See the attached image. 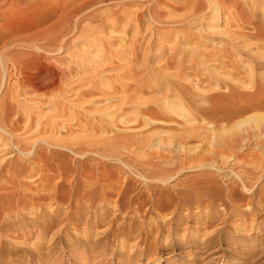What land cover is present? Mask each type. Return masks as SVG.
Masks as SVG:
<instances>
[{"label": "bare ground", "instance_id": "bare-ground-1", "mask_svg": "<svg viewBox=\"0 0 264 264\" xmlns=\"http://www.w3.org/2000/svg\"><path fill=\"white\" fill-rule=\"evenodd\" d=\"M137 1L139 3V1L142 0H60L57 3L55 1V5L51 4L49 0H0V9L7 7L9 11L12 12L16 10L18 14H23V9L29 12L34 9L28 15L25 14V16L29 17V19H27L33 23V28H40L30 36H26L23 39H21V37L17 40L14 39L16 38L14 37L12 38L13 40H9L10 42L4 44V48L8 50L10 46H16L18 45L17 43H19V46L21 45L24 48H28V50L34 51L33 53L23 54L20 51L10 52L6 55V62L0 60V76L2 82L7 84L10 78L11 80L15 79V83L12 82L14 84L6 85V88L7 86L9 87L10 92L3 98L4 101L0 102V228L8 225L13 228L19 227L20 229L21 226H25L30 229L32 226L31 224H33L35 220L40 219L39 221H41L40 223H42L43 226L41 229H37L39 235H41L39 240L45 242V239L47 240L46 236H49L46 234H48L51 227L56 226L57 217L59 215L65 214V216H63L66 217L65 220L67 222L70 221L74 226H77L79 222L84 219L86 220V224L100 227L99 225L108 220L109 216H113V219L110 218V223H112L113 221L115 222V218L125 215L134 203L139 205L138 208L142 207L145 201L143 202L141 199L146 193L140 189V186L147 185L149 188L157 189L154 190L155 193L152 194V198L148 199L149 201L147 200L150 207L153 208L152 210H164L167 207H174V211L178 212L180 218L183 216L182 212L185 211L186 214H184V216L197 224V226L206 223L212 225L214 220L219 218V216H224L221 222L223 227L214 230L210 234H205L207 236L203 234L199 236L192 235L190 238L187 237L184 239L185 245H195L196 253H193L191 258H189L194 260L195 257L201 255L202 252L209 251L214 253L217 251V249H213L214 247L212 246L215 245L218 238L222 237L220 235L223 233V230L229 226V223L235 220H244V222H246L248 219H252V223H254L255 220L253 218H256L260 220L261 225L264 224V114L257 113H264V14L259 18L255 13L246 12L242 9L240 14L238 13L239 15L236 16L235 9L239 7H237L239 4L237 0H205L207 1L206 4H209L208 7L210 5L213 6L207 7L208 9L215 8V18L219 17L218 8L220 7L225 13H229L228 15L236 26L237 29L235 28V31H222V36L225 34V36L227 35L226 37H229V48L226 50L223 49L225 52L222 55L220 54L221 50L214 52L210 49L209 50L213 52L208 54L205 52L206 48L204 51L201 49V51H199L201 53H199L197 52L199 48L195 49V47H199V45L196 46V44L193 43L196 41L195 39V41L192 42L195 46H193V49L189 48L193 51L191 52L193 55L191 54L192 57L186 60L182 55H186V51L188 52V50L186 49V51H184L185 49L181 48L182 46L189 47L191 41L188 37H181L182 34L180 33V39H174V42L176 40V44L173 49L177 51V48L179 52L172 53L168 60L161 64L157 59L154 60L148 55L150 52L148 53L147 51L151 50L148 44H146L148 47H145V44L141 45V42L140 45L138 44L139 40H141L138 37L142 34L140 31L145 28L144 26L141 29L142 23L148 21L146 23V29L142 30V32L145 31L143 34L150 28L148 23L153 25V27L157 26L158 30H162V28L167 27L166 25H168V27L170 24L176 25V21H189L190 19V21L195 20L192 25L194 26L196 25L195 23L202 21L200 20L202 19L201 16L206 17L208 9L203 13L199 10L204 7H201V0H186L185 2H183L184 0H175L176 2L172 3V5H169V1L171 0H155L157 4L161 5V7L158 5L160 9L156 7V11L147 9L144 12L138 10L134 13L129 10L127 12L122 10L123 8L125 9V7L134 5ZM255 2V6H259L264 11V0H257ZM164 5H167V8L170 6L171 10L169 11L168 8L166 11L168 10L169 12L165 10H163L165 12L161 11V8H166V6L162 7ZM38 6L41 7L42 10L38 9ZM104 6H109L110 8L108 7L109 9L102 14L96 12L99 8ZM42 7H44V9ZM129 7L127 9H130ZM179 8L185 9L184 11L182 10L183 13L181 12V16L178 14L181 19L177 20V18L179 19L178 15V17L175 16L176 19L172 18L175 14L174 10ZM198 10L201 13H198ZM3 11H5V9ZM186 11L189 12L186 13ZM5 12H7V10ZM177 12L176 10V13ZM13 13H15V11ZM182 14L188 15L187 17H183ZM85 18H89V20L98 18L99 21L102 22L103 27H101L100 30L98 29L99 27H97L83 31L85 33H91L92 31L94 34L96 32L104 33L105 30L103 29L107 25V22L112 21L118 24L124 23L122 24L123 28L120 29L124 35L126 26L128 27V22L133 19L136 22L135 26H133L134 24H129V29L135 33L131 40V47L129 49L127 48L124 52L121 51L122 53L119 57L122 58L117 57L119 60L122 59L119 61L120 66L116 64L113 58L108 59L107 56V59L105 58L104 60L97 61L94 63L96 66L95 69L92 70V74L89 78L81 80V77L79 78L77 86L79 85L80 88L78 87L77 90H74V93L77 94L81 103L84 101L86 102L88 99L94 97L97 91L100 93L102 90L100 86H102L103 82L105 84L109 73L113 72L114 74V72L123 71L122 74L119 72L121 75L116 76L118 79L120 77L124 80H132L137 74L147 73L149 75L148 77L146 76L148 78V83L142 85L141 88L144 89L143 87H145L153 92L163 93L161 97L149 98V101L146 103H154L152 106H147L146 103L144 104V102H142L147 107H150L148 109L146 108V113H148L150 118H144L145 121L143 122L145 126L143 128L150 126L151 129L149 130L158 131L157 136H160L155 139V147L157 146L159 150L153 147V149H156L153 156L149 157L143 154V160L137 159L138 151L144 148H147L149 151L153 146L154 141L149 142L148 140L151 138L153 139L152 134H154V132H149L152 136H148L150 138H146L148 135L147 132L146 136L143 135L145 131L141 132L143 129L140 127L130 130L131 133L127 132L129 131L127 129V131L123 130L124 132H117L118 130L115 131L114 129L115 125L107 118V116H109L107 115V110L111 107H116V103L119 107H126L127 105L137 102V98L133 93H129L130 90L137 91L133 90L132 81H130L131 83L122 82L121 89L117 87L119 90H113L114 93H112V96H117L116 99L109 95V97H107V94L104 95L107 93L106 89L104 90L105 93L101 91V95L106 96L108 99L112 97V99L117 101L114 103V100H111L112 102L109 103L107 99V105L102 107L108 108L98 107L96 106L97 102H91L89 100L90 103H88L91 104L90 108L94 109L95 112L98 114H102L101 112L105 113V111L107 112L105 118L108 120L105 119L107 122L104 120L105 124H102V122L99 124L98 121L94 123L92 120L93 118L91 119L89 115H86L88 110L85 114L80 112L70 113L71 111L68 112L67 108L64 106V108L50 107L51 111H54V114H46L44 118L40 113L42 107L36 112L34 109L27 107H24L25 109L13 107L14 105L11 99L17 97L19 93H22V96L23 94L32 93H37L36 95L42 93L46 96L56 90L61 91V93L65 91L63 86L66 84L64 85V82L67 83V81L70 80L69 69L63 66L53 65L48 60L54 53L63 51L65 47H67L71 32L79 28L82 20H85ZM198 18L199 20L197 21ZM52 20L55 21L51 23ZM48 23L51 24L47 26ZM189 23L188 25H191L192 22ZM183 25L185 26L184 23ZM43 26L45 27L42 28ZM246 29H249V31L246 32ZM158 30L155 34H158ZM175 34L177 35L179 33ZM1 35L4 36L3 33ZM151 35H153L152 32ZM141 36L144 38L143 35ZM177 36L179 38V35ZM151 37L152 36H149V38ZM149 38H147V41ZM161 38L165 39L167 36L163 34ZM251 40L254 41L251 43ZM147 41L146 43H149ZM99 42L100 44L102 43L98 40L97 44H99ZM180 45L181 48H179ZM143 46L145 48H143ZM206 51H208V49ZM189 52L188 54H190ZM239 57L243 58L239 59ZM251 61L254 64L248 63ZM9 62L12 64L11 66L8 65ZM212 63H217L218 65L212 68ZM138 68L140 70H138ZM171 68H177L176 74L166 72ZM218 68L220 70H218ZM200 70L207 72V74H203V76L200 75L204 77L203 79L199 77ZM216 70L225 72L226 76L221 75V73H216L214 75L213 72ZM191 73L197 74V77L200 79L196 81L199 83L202 82L203 84L204 80H208L209 83L212 82L211 85H213V88L208 87L209 89L205 90L202 85L194 81L195 79L189 78V74ZM110 77H112L111 74L109 78ZM137 78H139V76ZM141 78L143 79L144 76ZM74 83L71 84V86L75 85ZM95 84L100 87V91L97 90L95 92V87L97 86ZM106 84L108 85V83ZM139 84H141V82ZM113 85L109 84L107 88H111L110 86ZM169 85L175 88L172 89L170 88L172 86L169 87ZM206 85L208 86V84ZM103 87L106 88V86ZM68 92L70 93L71 91L68 90ZM98 92L97 94H99ZM143 92L144 90L142 91L140 89L135 93L136 96L142 98L141 94ZM138 102L140 101L138 100ZM143 104H141V106H143ZM151 107H158L159 109L155 108V110ZM169 107H171V110L173 109L172 107H184V111H182V113L180 112V114H182L181 117L185 118V121H183V123L172 124L173 118H171L170 114L172 115L173 111H171V113L167 112ZM192 107H197V112H189ZM194 109L195 108L192 110L194 111ZM39 113L40 115H38ZM250 113L257 114L249 118L247 116ZM35 115L38 116L35 117ZM65 116H70L72 120L69 121V118L68 121L66 118L64 121L57 120H62ZM109 117H111V115ZM154 118H159V120L161 118L162 121L160 120L161 122L158 123L159 121L157 120L158 122H156ZM20 131H24V134L21 136L19 134ZM99 132L106 133L108 136L98 137ZM48 134H51V137L40 138L42 139L40 141L34 140V138L45 135L48 136ZM58 134L59 136L54 137ZM97 134L98 136H96ZM102 136H104V134ZM251 140L256 141L252 152H250V147L252 146L249 143ZM193 141H199L203 146L197 149L194 148V146L193 148L189 147L188 145ZM251 144H253V142ZM10 148H13V151L16 150L20 154L19 158L22 157L20 161L14 160L15 156L9 154L11 153ZM123 150L128 152L129 157L132 158L124 163ZM6 155H10V157L4 158ZM73 156H76L77 160L85 162H89L90 160L96 161V158L102 159L107 162V167L114 166L113 161L115 162V160L118 161V163H123L125 168L130 171L127 176L129 182L124 186H118V184H116L118 180H116L115 177L119 174L116 175L114 171L108 168L104 171L103 169L100 171L99 169H92L93 167L91 166V168L87 170L82 168V172H78L81 169L70 170L68 159ZM134 156L136 158H134ZM228 160H237L238 162L244 160L245 163L248 162L249 164H251V161H256L257 165L259 163V168L256 166L258 169L256 172L248 168H245L246 170L240 174L235 173L234 170L228 172L223 168L230 162ZM210 161H213L212 163L214 164L209 165V163H211ZM216 163H219V165ZM242 163L244 162L242 161ZM244 165L245 164H243V167ZM196 168H198V170L201 168L204 171H210L209 168L213 170L209 174L200 169L202 171L201 175L198 176L197 174L190 178H183V176H181L183 174H181V172L185 170H194ZM37 169L40 170L36 171ZM48 171H55L56 178L62 179L64 183L56 184L50 190L46 187V189L42 191H37L36 195H29L23 188L25 180L32 179L31 177L33 175L42 174V172L46 174ZM69 178L74 179V181ZM68 179L70 180L69 183H73L67 185ZM88 180H93L94 182L89 183ZM174 181H179V184L172 185L171 183ZM170 187L176 188L175 191L177 193L169 194L168 188ZM180 187L181 189H177ZM240 187L245 188L247 194L257 196V201L250 200L243 202L239 198ZM138 190L142 192L141 196H138ZM165 199H167V202L164 201ZM47 200H50V203H57L58 206L67 203L68 208L75 211L69 212V210L67 211L65 209L66 212H63V209L57 207L56 209H51V211L47 213L45 211L39 212L40 209H32L27 219L24 212L28 211L29 207L37 206ZM113 201L114 203L111 204ZM217 202H221V206L223 205L225 207L222 212L219 210ZM206 209L209 210L206 211ZM65 220H63V222ZM199 227H196V229L200 230L201 228ZM241 231L243 232L244 229L239 228V232ZM23 232L25 233V231ZM28 233L30 234V232ZM28 233H22L24 235L23 237L26 235L30 236ZM55 236L56 235H53L51 239H54ZM111 237L112 235H108L109 239H111ZM81 241L82 240L79 241V244H81ZM98 244H100V242L97 241L94 243V246ZM197 245H201L200 248ZM257 253H252V255L249 254L248 258L253 260Z\"/></svg>", "mask_w": 264, "mask_h": 264}, {"label": "rangeland", "instance_id": "rangeland-1", "mask_svg": "<svg viewBox=\"0 0 264 264\" xmlns=\"http://www.w3.org/2000/svg\"><path fill=\"white\" fill-rule=\"evenodd\" d=\"M50 1L51 0H49V2ZM55 1L57 3L60 0H53L50 3L55 5ZM176 1H178V0H176ZM176 1L175 0H174V2H173V0L169 1V5H172V3H175ZM185 1L186 0H184L183 2H185ZM255 1H257V0H237V2L239 3L237 5V7L238 6L239 7L237 9H235L236 13L234 12V10H233V12L235 13L236 16H238L243 9L246 12H253L259 18H261L262 15L264 14V11L259 6H255V4H256ZM206 2L207 1H205V0H203V1L201 0V7L204 6L203 7L204 9L202 8L199 10L202 11V13L206 12V10L209 7H213L211 5L208 7L209 4L208 3L206 4ZM158 5L159 4H157L155 2V0H142V1H139V3H138V1L135 2L134 5H132L134 7H132L130 5V7L128 6L130 9H127L128 7H125V9L123 8L122 10L124 12H127L129 10L130 12L132 11L134 13H135V11H138V10L141 12H144L147 9H151L152 11L153 10L156 11L157 10L156 7H158V9H160V7H161V5H159L160 7ZM165 6H166V8H164V9L161 8L162 9L161 11H163V10L166 11V9H168V8H169L168 9L169 11L171 10L170 6H168V8H167V5H164L162 7H165ZM21 7H23V6H21ZM108 7L109 6L101 7L96 12H98L99 14H102L103 12H106L110 8V7L109 8ZM42 8L44 9V7H42ZM4 9H5V11L7 10L8 13L3 11ZM38 9L42 10L41 7H39V6H38ZM211 9L207 10L206 17L201 16L202 19H200V20H202V21H199L201 24L198 22V23H195L196 25H194V26H192V25L195 22V20L190 21V19H189V21H187L186 18H185L186 21L181 20L185 24V26L183 25V23L181 21H176V25L170 24L169 27H168V25H166L167 27L162 28V30H158L157 26L153 27V25H150V23H148L149 25L148 24L147 25L150 26V28H148V26H147L148 29L146 30V33H144L145 34L144 35L143 32H145V31L142 32V30L146 29V23L148 21H146V23L143 22L141 29L144 26H145V28H143L141 31L139 29V31H140V33H142L141 35H143L144 38L141 35H139L141 38L140 37H138V38L141 39L142 41L139 40L138 44L140 45V42H141V45L145 44L144 45L145 47L150 46L151 50L149 49L150 51H147L148 53L149 52L150 53L149 54L147 53V54L152 59H154V60L157 59L158 62H160L161 64L164 63L165 61H167L168 58L172 55V53L174 54L176 52H179V50L177 48H176L177 51H175L173 49L175 48L176 40L180 39V33L182 34L181 37H183V36L188 37V39L191 41V44L189 45V47L188 46H182V48H181V45L179 46V48L185 49L184 51H186V49H187L189 52V50H190V52H189L190 54H188V52L186 51L187 54L182 55L183 58H185L186 60H189L192 57L193 54L191 52H193V51L189 48L193 49V46H195V44H196V46L199 45V47L198 46L195 47V49L196 48L200 49V50L198 49V51L196 50L197 52L201 51V49H203V51H204L206 48V50L208 49V51L205 50V52L208 54L213 52V51L217 52V50H221L220 54L222 55L225 52L223 49L226 50L229 48V46H228L229 37H226L227 35L225 36V34H224V36H222V34H223L222 31H224V30L235 31L236 26L234 25V22L231 20V17L228 15L229 13H225L224 10H221V8L219 7L218 8L219 17L215 18L214 17L215 8H211ZM168 10L166 12H169ZM176 10L178 11L177 13H176ZM176 10H174L176 15L174 14L172 18H175V16H177L178 14L181 16L182 10L184 11L185 9L179 8ZM199 10H198V13L200 12ZM0 11H1L0 12V36H1L0 37V50H1L0 60L2 62H6V60H7L6 55L9 54L10 52L20 51L23 54L33 53L34 51L32 52V50H28V48H24L21 45L19 46V43H17L18 45H16V46H14V45L10 46V48H8V50H6L4 48V44L13 40L12 38L16 37L14 39L17 40V39H20L22 37L21 39H23L26 36H30L33 32L38 31L40 29V28H38V29L33 28L32 27L33 23H31V21L28 20L29 17L25 16V14L28 15L32 11L29 12L28 10L25 11L23 9L24 13L18 14V12L16 10H14L15 13H13L14 11H12V12L9 11V9L7 7L0 9ZM165 11H163V12H165ZM188 12L186 11V13H188ZM2 13L4 14V16ZM187 15L182 14L183 17H187ZM13 16H15V17H13ZM180 16H179V19L177 18V20L181 19ZM22 17H24V18H22ZM198 20H199V18L197 19V21ZM203 20H204V22H203ZM54 21L55 20H52L51 23ZM111 22L112 21L107 22V25L105 26L106 28L104 27V29H103V30H105L104 33L103 32L102 33L96 32L94 34L92 31H91V33L90 32L85 33L83 31L94 29L97 27H99L98 29L100 30V28L103 27L102 22H100L98 18L91 19V20H89V18H85V20L83 19L79 28H76L73 30V32H71V34L69 36V40H68L69 44L67 45V47H65V49L63 51L56 52L53 54V56L49 57L48 61L51 62L53 65L63 66L65 68L69 69L70 80L67 81V83L64 82V85L66 84L65 86H63L65 91H63L61 93V91L56 90L57 93H56V91H53V93L51 92L46 96L43 95L42 93H38V95H36L37 93L23 94V96H22V93H19V95H17V97H15V98H13V96H12L13 99H11V100L13 101V103H12L14 105L13 107H21L23 109H25L27 107V108L34 109L35 112L42 107L40 110V113H41V115H43L44 118H45L46 114L47 115L54 114V111H51L50 107H63L64 106L65 108H67L68 112L71 111L70 113L80 112V113L85 114L86 111L88 110L89 112L87 111L86 115H89V117L91 119L93 118L92 120L94 123L98 121L99 124L101 122H102V124H105L104 120L108 118L109 121H111V123L113 125H115L114 129H115V131L118 130L117 132H122L123 130L124 131L129 130L127 132L131 133L130 130L135 129L137 127L138 128L140 127L143 129V130L141 129L142 131L140 130L141 132L145 131V134L143 133L144 136L147 135L146 132L148 133L146 138H150L148 136H151L150 133L154 132V134H152L153 139L151 138L148 140L149 142L154 141L151 149L149 148L150 149L149 151L147 148L141 149V151H138V153H137L138 156L136 155L138 160L139 159L143 160V158H142L143 154L150 157V156H153V153H155L154 151L156 149L159 150L157 146L155 147V139L160 137V136H157L158 131L149 130V129H151L150 126L143 128L145 126L143 121H145V119L150 118L148 113H146V110L148 108H150L147 106L154 105V103L147 104L146 102L149 101L150 97H151V99H152V97L157 98V97H161L163 94L160 92H153L152 90L145 88V87H143L144 89L141 88L142 85H144L145 83H148L147 77L149 75L147 73H143V74H139V75L137 74V76L132 80L131 79H125L124 80L120 77L118 79L116 75H121L123 73V71H119L121 74L119 72H114V74H113V72L109 73V74L107 73L108 74L107 75L108 77L106 79L107 81H105V84L103 82L102 86H100L102 90L99 89L100 87L97 84H95L98 86V87L97 86L95 87L96 88L95 92L97 90H99V91L101 90L103 93H105L104 90L106 89L107 93H105L104 95L107 94V97H109V96H112V93H114L113 90L115 91L116 89H118L117 87H119V89H121L122 82L123 83H131L130 81H132L131 84L133 85V90H137V91L130 90L131 92L129 91L130 94L133 93V95L137 98L136 99L137 102L133 103L134 105L130 104V105H127L126 107H119V106H117V103H116L117 101L114 100V99H116L117 96H112L113 98L115 97L114 99H112V97L110 99H108L106 96L101 95V91H100V93L97 91L99 94H97V92H96L94 97L88 99V101H86V102L84 101L81 103V101H79V97L77 96V94L74 93V90H77L79 87V85L77 86V82H78L79 78L81 77L80 78V80H81V79L89 78V76H91L92 70H94L95 66H96V65H94V63H96L97 61H101L102 59L104 60L107 56L108 59L113 58L116 61V64H118L120 66L119 61L122 59L119 60L117 57H119L122 52L126 51L127 48L129 49L131 47V45H132L131 40L133 39V36L135 33L129 29V26L133 25V24H134L133 26L136 25V22L134 21V19L132 21L128 22V27L126 26V29L124 28L126 31L125 32L126 34L123 32L124 35L120 31V29L123 28L122 24H124V23H122V24L119 23L120 24L119 25L118 23H113V22L111 23ZM177 22L179 25L177 24ZM189 22H192L191 25H188V24H190ZM51 23H48L47 26H49ZM230 24H232V25H230ZM112 26H114V27H112ZM44 27L45 26H43L42 28H44ZM157 30L159 31L158 34H155L157 32ZM216 30H218V31H216ZM219 30H220V33H219ZM150 31L153 33V35H151ZM245 31L248 32L249 29L248 30L246 29ZM1 32L4 34V36L1 35L2 34ZM109 32H110V34H109ZM207 32L212 34V35L208 34ZM216 32H218L219 35ZM175 33H179V34H177V35H179V38ZM163 34L165 36H167V38L162 39L161 37L163 36ZM155 35H157V36H155ZM149 36H152V37L149 38ZM93 37H94V39H93ZM175 37H177V38H175ZM147 38H149V40H151V41H149V40L147 41ZM190 38H192V39H190ZM97 39L100 40L102 43L100 44V42H99V44H97L98 43ZM174 39H176L175 42H174ZM195 39H196V41H195ZM146 41L149 42L150 44L146 43ZM193 41H195V42H193ZM252 41H254V40H251V43H252ZM153 42H155V43H153ZM192 42L195 44H193ZM255 42H256V40H255ZM199 43H201V44H199ZM146 44H148V46ZM139 45H138V47H139ZM200 45H203V46H200ZM144 46H143V48H145ZM153 47H154V49H153ZM209 49L213 50V51H210ZM110 52H112V53H110ZM199 53H201V52H199ZM119 58H122V57H119ZM241 58H243V57H239V59H241ZM248 63L254 64L252 61L248 62ZM248 63H247V65H248ZM8 65L11 66L12 64H10V62H9ZM216 65H218V64L212 63L211 67L214 68V67H216ZM0 67H1V63H0ZM138 67H139V65H138ZM119 68H121V67H119ZM136 69H137V67H136ZM176 69L171 68V69L167 70L166 72L171 73V74L172 73L176 74V72H177ZM138 70H140V69L138 68ZM218 70H220V69L218 68ZM216 71L213 72L214 75L216 73H221V75L226 76L225 72H223V71H217L216 72ZM199 73H200L199 77L202 79L204 78V77H202L203 74H207V72H204L201 70ZM110 74L112 77L109 78ZM200 75H202V76H200ZM138 76H139V78H137ZM143 76H144V78L142 79L141 77H143ZM227 77H229V76H227ZM189 78H191V79L193 78V80L195 79L194 80L195 82H197L196 81L197 79L198 80L200 79L197 77L196 73L189 74ZM1 79L2 78L0 76V81L2 82ZM226 79H228V78H226ZM126 80H128V81H126ZM70 81H71V83H70ZM139 81L141 82V84H139L140 83ZM201 81H203V80H201ZM12 82L15 83V79L11 80V78H10L9 82L7 84H10V85L14 84ZM73 83L75 85L71 86V84H73ZM106 83H108V85L114 84L113 86H110L111 88L112 87L113 88L112 89L107 88L108 85ZM197 83H199V82H197ZM2 84H3V86H2ZM7 84H5L3 82L0 84V102H3L4 101L3 98H5L10 92L9 87L7 86V88H6ZM117 84H118V86H117ZM199 84L202 85L205 90H207L213 86V85H211L212 82L209 83L208 80H204L203 84H202V82ZM206 84H208V86ZM100 85H101V83H100ZM204 85H205V87H204ZM103 86H106V88H104ZM170 86H172V85H169V87ZM170 88L173 89L175 87L172 86ZM140 89L142 91L144 90V92L141 94L142 98L136 96V93H135V92H138ZM68 90L71 92L69 93ZM81 90H84V89H81ZM108 90H109V92H108ZM64 93H65L66 99L64 98ZM66 93H67L68 97H67ZM54 95H55V97H54ZM89 100L91 102H97L96 106H98V107L99 106L100 107L106 106L108 102L110 103L114 100L113 102L116 103V107H111L109 110H107L108 113L105 111V113L101 112L102 114H100V113L98 114L97 112L94 111V109L90 108L91 104H89L90 103ZM138 100L140 102H138ZM33 101H34V103H33ZM142 102H144V104L146 103L147 106L144 105ZM137 103L140 106H141V104H143V106L140 107L137 105ZM102 108H108V107H102ZM151 108L152 109H155V108L159 109L158 107H151ZM172 108L173 109L171 110V107H169V109L167 110V112H169V113H171V111H173L172 115L170 114L171 118H173L172 124L183 123V121H185V118L181 117L182 114H180V112L182 113V111H184V109H183L184 107H172ZM174 108H175V110H174ZM193 108H195L194 111L192 110ZM196 108L197 107L190 108L189 112H191V113L197 112ZM40 113L38 115H40ZM90 113H92V114H90ZM106 113L109 116L111 115V117L107 116V118H105ZM257 113L264 114L263 112H257ZM257 113H250L247 117L250 118L251 116H253L254 114H257ZM38 115H35V117H37ZM93 115H95L97 117H95ZM99 117H101V118H99ZM145 117H147V118H145ZM65 118L67 119V121L69 119H70L69 121L72 120V118H70V116H65L62 118V120L61 119H57V120L58 121H64V120H66ZM43 120H46V119H43ZM107 120H105V121L107 122ZM154 120L156 122L159 121L158 123H160L162 121L161 118H160L161 121L159 120V118L158 119L154 118ZM98 123H96V124H98ZM23 132L24 131L19 132L20 136L24 134ZM137 132H139V131H137ZM98 134H99V136H98ZM98 134L96 135L98 137H107L108 136L106 133H103V132H99ZM103 134H104V136H102ZM49 136L51 137V134H48V136L45 135V136H40L38 138H34V140L40 141V140H42L40 138H46ZM56 136H59V134L55 135L54 137H56ZM52 137H53V135H52ZM252 142H253V144H251ZM249 143L252 146V147H250L251 150L250 149L249 150H250V152H252L254 145L256 144V141L251 140ZM188 146L192 147V148L194 146V148L197 149V148H201L203 146V144L199 141H196V142L193 141ZM209 146H210V144H209ZM153 147L156 149H153ZM13 150H14L13 148H10L11 153H9V154H12L13 156H15L14 160L20 161L22 157L19 158L20 154L16 150L15 151H13ZM122 152L124 155L123 156V163L128 162L129 160L132 159L129 157L128 152H126L124 150ZM141 152H143V153H141ZM145 152H146V154H145ZM148 152H149V154H148ZM139 153H140V155H139ZM8 157H10V155H6V157H4V158H8ZM134 158H136V157L134 156ZM68 161H69V165H70V170L71 169H75V170L81 169L78 172H82L83 171L82 168L87 170V169L91 168V166L93 167L92 169H94V170L99 169L100 171L102 169L104 171L105 169L108 168V169H111L112 171H114L116 173V175L119 174L118 176L115 177V179L118 180L117 182L115 181L116 184H118V186H122V185L124 186L127 182H129L128 181L129 179L127 176H128V173L130 171L125 168L123 163L119 162L120 163L119 164L118 161H116V160H115V162L113 161L114 166H108V167L106 166V164H107L106 161H104L102 159L100 160L97 158H96V161L90 160L89 162H85V161L77 160V157L73 156V157H70V159H68ZM228 161H230V160H228ZM242 161L244 163H242ZM242 161L241 162H238L237 160L230 161L228 163V165H226L225 167H223V166L222 167L224 168V170H227L228 172L229 171L231 172V170H234L235 173H239V174L244 172V170H246L247 168L251 169L252 171L255 170L254 172H256L258 170L257 167L259 168V163L257 165L256 161H251L250 162L251 164L246 162L249 165H247L244 160H242ZM212 162L209 163V165L214 164ZM216 164L219 165V163H216ZM243 164H245L244 167H243ZM196 169L185 170V171L181 172V174L183 173L181 176H183V178H187V177L190 178V177L195 176L197 174H198V176L201 175V173H202L201 170H203V169H201V168H200L201 170L200 169L198 170V168H196ZM39 170L40 169H37L36 171H39ZM209 170L210 171H204V170L203 171L210 174L213 169L209 168ZM56 177L57 176H56L55 171H50V172L48 171V173H46V174H45V172H42V174L40 173L37 175H33L31 177L32 179L25 180V185L23 186V188L27 193H29V195L30 194L36 195L37 191L38 192L42 191V190L46 189V187H48L50 190L56 184H61L62 182L64 183V181H62V179L56 178ZM69 179H72V178H69ZM69 179H68L67 185L73 183V182L69 183V181H70ZM72 181H74V179H72ZM88 182L93 183L94 181L88 180ZM177 183L179 184V181H174L171 184L176 185ZM65 184H66V181H65ZM231 186H232V184H231ZM117 188H119V187H117ZM170 188H168L170 190V191L168 190L169 194H171V193L176 194L177 193L175 191L176 188H173V187H170ZM140 189H142V191L146 193L144 196L148 197V198L144 197V196L142 197L141 201H143V202L145 201V203L142 207L138 208L139 205L137 203L136 204L134 203L132 205L131 209L129 211H127L125 215H122L119 218H115V222L113 221L112 223H110V220L113 219L112 218L113 216H109L108 220H106L101 225H99L100 227L91 226L89 224H86V220H84V219L79 222L80 225L78 224L77 226H74L72 223H70V221L67 222L65 220L66 217H63V216H65V214L59 215L57 217L56 226L51 227L48 234H46L49 236H46L47 240L45 239V242H43L42 240L41 241L39 240L41 238V235H39L37 229H41V227L43 226V224L40 223L41 221H39L40 219L35 220V222H33V224H31L32 226L30 229L26 228L25 226H21L20 229H19V227L13 228V227H10L8 225H5V227H1L0 228V252H1L0 253V264H264V227H263L264 224L261 225L260 220L253 218L255 220L254 223H252V221H253L252 219H248L247 221L245 220L246 222H244V220H237V221L235 220L234 221L235 223L234 222L229 223V226H227V228H225L223 230V233L220 235L222 237L218 238L216 240L215 245L212 246V247H214L213 249H217V251H215L214 253H211L209 251L208 252H202L201 255L195 257L196 260L195 259L194 260L189 259V258H191V255L193 253H196V248L194 247L195 245L194 246L185 245L186 243L184 242V239L187 237L190 238V236H192V235L199 236V235L203 234L204 236H207L205 234H210L214 230H216L220 227H223V224L221 225V222L223 221L224 216H219V218L214 220L212 225H209V223H206V224H201V225L197 226V224H195L191 220H188L186 218V216H184V214H186L185 211L182 212L183 216L180 218L178 216V212L174 211V207H167L164 210L163 209L152 210L153 208L150 207L147 200L152 198V194L155 193L154 190H157V189L149 188L147 185H141ZM177 189H181V187L177 188ZM239 190H240L239 198L243 202H247L250 200L255 201V202L257 201V199H256L257 196L247 194V191L245 188L240 187ZM138 191H140V190H138ZM138 191H137L138 196H141L142 192L141 191L138 192ZM115 200H116V198H115ZM164 201L167 202V199H165ZM51 203H50V200H47V201H43L41 204H39L37 206L29 207L28 211L24 212V215L28 219L29 218L28 214H29L30 210H32V209H35V210L40 209L39 212L45 211V212L49 213L51 211V209H56L57 207L58 208L60 207V209H63L64 210L63 212H66V210L67 211L69 210V212L75 211V210L68 208L67 203H64L60 206H58L57 203L56 204H54V203L51 204ZM113 203H114V201L111 202V204H113ZM217 203H218L219 210L222 212L225 207L223 205L221 206V204H222L221 202H217ZM208 210L209 209H206V211H208ZM70 214H73V213H70ZM240 218L244 219L243 217H240ZM63 220H65V221L63 222ZM259 225H261L262 227ZM199 226H201V227H199ZM237 226H239V227H237ZM92 227L93 228L95 227V228L93 229ZM196 227H199L202 230L201 229L197 230ZM239 228L244 229V231L239 232ZM23 231H25V233ZM124 231H126V232H124ZM28 232H30V234ZM22 233L23 234L28 233L30 236L26 235L25 237H23L24 235ZM53 235H56V236L54 239H51V237ZM108 235H112L111 239L108 238ZM60 237H62V238H60ZM26 238H28V239H26ZM80 240H82L81 244H79ZM97 241L100 242V244L94 246V243H96ZM256 241H258V242H256ZM84 242H85V245H84ZM197 246L200 248L201 245H197ZM253 246H256V247H253ZM252 253H257L253 260L248 258V255L249 254L252 255ZM83 257H86V258H83Z\"/></svg>", "mask_w": 264, "mask_h": 264}]
</instances>
